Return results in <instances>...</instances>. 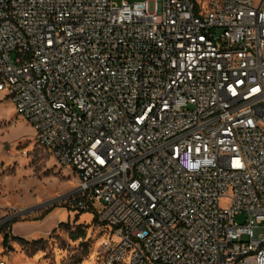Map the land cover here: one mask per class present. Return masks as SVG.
<instances>
[{"label":"built area","instance_id":"built-area-1","mask_svg":"<svg viewBox=\"0 0 264 264\" xmlns=\"http://www.w3.org/2000/svg\"><path fill=\"white\" fill-rule=\"evenodd\" d=\"M5 99L103 264H264V0H0Z\"/></svg>","mask_w":264,"mask_h":264},{"label":"rangeland","instance_id":"rangeland-1","mask_svg":"<svg viewBox=\"0 0 264 264\" xmlns=\"http://www.w3.org/2000/svg\"><path fill=\"white\" fill-rule=\"evenodd\" d=\"M73 180L68 168L60 167L54 157L35 143L31 125L16 112L13 103L9 99L1 100L0 211L21 214L0 229V261L6 264H87L92 259L89 264H103L100 245L106 233L94 213L63 209L68 218L67 215L59 218L62 204H51L50 200L76 184ZM52 211H55L53 218L45 221ZM236 221L243 223L244 215L237 216ZM34 229L44 233L25 239V235L30 234L28 230ZM5 233L9 235L6 247L2 244ZM12 238L23 239L25 243ZM15 256L23 260L13 259Z\"/></svg>","mask_w":264,"mask_h":264},{"label":"crops","instance_id":"crops-1","mask_svg":"<svg viewBox=\"0 0 264 264\" xmlns=\"http://www.w3.org/2000/svg\"><path fill=\"white\" fill-rule=\"evenodd\" d=\"M74 181V180H73ZM54 212L55 211H52L51 213H50V215L45 219V221L47 220V219H50V218H53V215H54ZM59 214H58V217L60 218L61 217V215L62 216H64L65 218H66V213H65V211L63 210V209H60L59 210V212H58ZM67 218H68V215H67ZM44 221V222H45ZM65 221H67V219H65ZM54 223V222H53ZM52 223V224H53ZM51 224V225H52ZM49 228H51V227H49ZM28 232H30V234L28 233V235H25V239H27V238H30V239H34V237H36V236H39V235H42L44 232L42 231V230H40V229H34V230H28ZM20 259L21 261L23 260L20 256H15L13 259ZM17 259V260H18ZM16 261V260H15ZM19 264H25V263H19Z\"/></svg>","mask_w":264,"mask_h":264},{"label":"trees","instance_id":"trees-1","mask_svg":"<svg viewBox=\"0 0 264 264\" xmlns=\"http://www.w3.org/2000/svg\"><path fill=\"white\" fill-rule=\"evenodd\" d=\"M81 212H83V211H81ZM80 212V213H81ZM94 218H95V216H94ZM95 220H96V218H95ZM97 221V220H96ZM98 223V222H97ZM5 227V226H4ZM3 227V228H4ZM73 239H75L76 238V236H73L72 237ZM8 239H9V235L7 234V233H5L4 235H3V238H2V244H3V246H7L8 245ZM12 240H14V241H18V242H21V243H25V241L23 240V239H19V238H12Z\"/></svg>","mask_w":264,"mask_h":264},{"label":"bare ground","instance_id":"bare-ground-1","mask_svg":"<svg viewBox=\"0 0 264 264\" xmlns=\"http://www.w3.org/2000/svg\"><path fill=\"white\" fill-rule=\"evenodd\" d=\"M9 202V201H8ZM95 253V252H94ZM92 254V253H91ZM90 254V255H91ZM92 261V259H89L86 263L89 264Z\"/></svg>","mask_w":264,"mask_h":264}]
</instances>
